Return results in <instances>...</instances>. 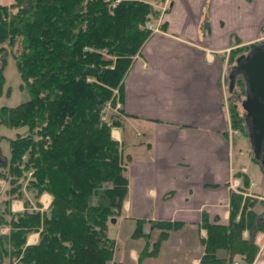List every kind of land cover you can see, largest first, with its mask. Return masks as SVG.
Listing matches in <instances>:
<instances>
[{
    "label": "trees",
    "instance_id": "obj_1",
    "mask_svg": "<svg viewBox=\"0 0 264 264\" xmlns=\"http://www.w3.org/2000/svg\"><path fill=\"white\" fill-rule=\"evenodd\" d=\"M160 13L148 0H14L0 5V95L6 52L11 51L30 96L0 108V124L26 127L9 141L6 169L17 181L0 202V227L8 226L0 231V264H108L112 259L115 244L107 224L124 213L131 157L122 155L121 143L111 136L124 114L120 108L117 113L107 109L120 98L125 74L152 35L147 24L157 22ZM263 44L261 40L230 50L234 65L228 84L236 60L251 45ZM235 53L239 55L233 61ZM236 85L245 87L241 72L234 73L230 93ZM230 111V125L249 135L235 101ZM30 170L28 189L34 200L43 192L52 197L46 211L29 209L21 191L20 179ZM234 175L241 180V192H230L227 224L209 222L206 215L202 219L206 236L200 238L204 254L199 264H234L236 259L252 264L258 251L254 236L245 237L243 231L252 234L255 227L264 232V212L259 216L254 208L256 203L264 207V199L244 194L250 184L246 172ZM14 197L24 199L25 209L9 210ZM149 222L152 230H160L154 248L179 226ZM144 223L135 220L133 238L149 236ZM36 231L37 242L27 244L28 235Z\"/></svg>",
    "mask_w": 264,
    "mask_h": 264
},
{
    "label": "crops",
    "instance_id": "obj_2",
    "mask_svg": "<svg viewBox=\"0 0 264 264\" xmlns=\"http://www.w3.org/2000/svg\"><path fill=\"white\" fill-rule=\"evenodd\" d=\"M162 20L165 29L152 33L123 78L125 121L111 134L131 157L129 185L124 213L108 221L107 233L120 244L136 219L145 220L144 233L149 220L176 222L169 242L181 248L174 250L179 264H198L206 234L202 219L227 224L232 182L238 187L241 181L235 172L249 175L244 194L263 198L248 171L250 158L243 163L240 153L234 159L224 73L231 49L260 41L264 0H163L157 22ZM37 240L30 235L27 243ZM127 250L117 245V255L134 260L140 251L135 245ZM253 264H264V235Z\"/></svg>",
    "mask_w": 264,
    "mask_h": 264
},
{
    "label": "rangeland",
    "instance_id": "obj_3",
    "mask_svg": "<svg viewBox=\"0 0 264 264\" xmlns=\"http://www.w3.org/2000/svg\"><path fill=\"white\" fill-rule=\"evenodd\" d=\"M13 1L14 0H0V5H9ZM148 2L150 4H152L154 7L159 8V9H161L163 6V0H148ZM162 22H164V21L162 20L159 22L148 23L147 26L153 33V32H155V30L161 29L160 24ZM261 40H264V27H263V31L260 35V41ZM239 45H240V43H237V46H239ZM241 46H244V45H241ZM241 46H239V47H241ZM247 51L248 50H246V51L243 50L244 53H247ZM231 54H232V52L230 53V51H229V53L226 54V56H225V59H226V69H225V73H224L225 74V81H224L225 82V92H224L225 102H226V105L228 106L227 107L228 108V115L229 114L231 115V111L229 112V106H231V103L235 101L236 105H237V109L239 110L240 114H243L245 116L246 112L242 108L241 103L245 99V92H243V90H246V85L244 88L240 87L239 85H236V89L234 90L233 93H230L229 90H227V84H228L227 74L229 73L231 67L234 65V62L231 61ZM6 55H7L6 64H5L4 70H3V75H4L5 81H4L2 93L0 95V108L2 106L13 107V106H16L22 102L27 101L30 98L29 93L27 92V90L23 86L21 77H20L19 72H18L17 67H16V63L12 57V52L7 51ZM138 55H136L135 57H138ZM237 55H239V54L235 53V55L233 57V61L235 60V57ZM3 56H4V54L0 53V64H1V58ZM237 79H240V77H238ZM223 85H224V83H223ZM113 91L116 94L117 89L114 88ZM119 103H120V99L118 98L115 102L114 107L109 105L107 110H112L113 112L117 113V110L120 108ZM108 114L106 113L107 116H108ZM230 115H229V117H230ZM119 116L122 119V121H125V119H123V115H119ZM229 123H230V120H229ZM112 129H111V132H112ZM229 130L230 131L228 132V139L230 140L231 143H234L233 149H232L234 151V157H235L234 159H236L237 158L236 156L240 153H241L240 161H243V163H246L248 161V158H250L249 159L250 160L249 165H250L251 169L248 168V171L252 177H253L252 174H254V178H256V180H258V183H260V186H259V184L256 186V188H257L256 190L258 192L263 193V195H262L263 198H261L263 200L264 199V185H263L264 177H263L262 173H260V171H262V168L260 169L259 168L260 166H258L259 160H257L254 156L252 146L250 143V137H249L248 133L247 134L246 133L241 134L238 131V129H236V127L234 128L233 126H231ZM25 132H26V127H24V126L20 127V128H9L4 124H0V137H1V139H0V150H1V157H0V202L3 200V198H5L4 195H6V190H9L12 186H15L16 181H17V179L10 177V175L8 174L7 169H6V166L8 165V159L10 156L9 141H10V139L15 138L17 135L23 134ZM111 136H112V134H111ZM122 155L125 157L124 153ZM254 160L256 161L255 163H254ZM243 163H241V164L243 165ZM2 173H4V174H2ZM31 177L32 176H31V170H30L27 172L26 177L24 179L23 178L20 179V182H22L21 183L22 184L21 191L23 192V195L25 196V198H27V200L29 201V205L31 206L29 209L46 211L49 208L52 197L49 193L43 192L42 194H40L37 201L34 200L33 190L31 191L28 189V187H30V186H28V182H29ZM234 177L239 178L237 176H234ZM232 186L234 187V189H233L234 191L241 192L239 189L240 188L239 184L237 187V186H234V182H232ZM249 196H251L252 198L259 199L255 195H249ZM261 199H259V200H261ZM124 201H123V204H124ZM25 205H26L25 201L22 197H19V198L14 197L12 200H10L9 210L11 212H20L23 209H25ZM254 206L256 208H259V210H261V212H259L257 214L259 216L263 215V212H264L263 208L264 207L258 203H256ZM4 216L6 218L10 217L8 214L7 215L4 214ZM152 225L153 224L150 222V230H149V232H146V234H149L148 237L133 238L132 234L135 230V224H134V227H131L129 232H125V233L123 232L122 233V242L120 244H118L115 239L111 238L114 240L115 245H114V252H113L112 259L109 261L108 264H119V263H121V264H165V263L166 264H179L180 256H178V255H180V254H179V252L174 251V250L180 251L181 248L179 249L176 247L177 249H172L173 248L171 246L172 243L169 242V238H170L171 234L173 232H175L178 229V227L170 230L168 237L165 240H162L160 242L159 247L154 248V246H152V243H154V241L158 238L157 233H159L160 230L157 228L152 230V228H151ZM7 228H8V226H6V225L2 226V227H0V231L2 233H4L8 230ZM106 232H107V230H106ZM250 233H251V231L249 232L248 230L243 231V235L245 237H249V236L253 237L254 236L255 243L257 245H259V236L264 235V232L262 230L256 232L255 227H253L252 234H250ZM30 235H34V236L37 235L39 237V232L36 231V232L30 233L27 237V240H28ZM107 235H108V233H107ZM205 236H206V234H205ZM138 239H139V242L137 241ZM133 240L137 241V243H135ZM128 242L130 243V245L127 244ZM117 245H119V247L122 249L123 253L127 250V248H129L132 245H135V247L138 250H140V251H138L139 253H138L137 258L134 260V258L131 259L130 257L126 256L128 258V260H127L124 255H121V254L117 255V252H116L117 251ZM200 245L202 247V255H203L204 254V245L201 243V239H200ZM164 247H166V248H164ZM258 252H259V248H258V251L256 253V256H257ZM160 253H163V255H164L163 258L159 257ZM222 253H224V251H222ZM201 256H200V258H201ZM256 256H255V258H256ZM255 258H254V260H255ZM234 264H242V262L240 261V259H236L234 261Z\"/></svg>",
    "mask_w": 264,
    "mask_h": 264
},
{
    "label": "water",
    "instance_id": "obj_4",
    "mask_svg": "<svg viewBox=\"0 0 264 264\" xmlns=\"http://www.w3.org/2000/svg\"><path fill=\"white\" fill-rule=\"evenodd\" d=\"M239 72L246 85L242 108L246 112L250 143L264 171V44L251 45L250 51L236 60V67L229 74V91L233 89L234 73ZM110 221L115 222V218Z\"/></svg>",
    "mask_w": 264,
    "mask_h": 264
},
{
    "label": "built area",
    "instance_id": "obj_5",
    "mask_svg": "<svg viewBox=\"0 0 264 264\" xmlns=\"http://www.w3.org/2000/svg\"><path fill=\"white\" fill-rule=\"evenodd\" d=\"M119 106V105H118Z\"/></svg>",
    "mask_w": 264,
    "mask_h": 264
}]
</instances>
